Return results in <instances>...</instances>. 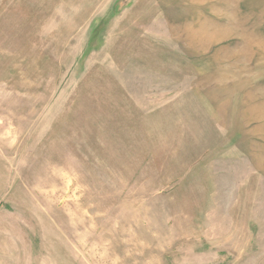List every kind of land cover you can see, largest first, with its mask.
<instances>
[{"label": "rangeland", "instance_id": "374dc122", "mask_svg": "<svg viewBox=\"0 0 264 264\" xmlns=\"http://www.w3.org/2000/svg\"><path fill=\"white\" fill-rule=\"evenodd\" d=\"M0 264H264V0H0Z\"/></svg>", "mask_w": 264, "mask_h": 264}]
</instances>
